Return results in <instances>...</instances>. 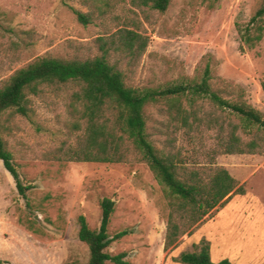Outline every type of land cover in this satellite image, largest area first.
I'll return each instance as SVG.
<instances>
[{
    "label": "rangeland",
    "instance_id": "obj_1",
    "mask_svg": "<svg viewBox=\"0 0 264 264\" xmlns=\"http://www.w3.org/2000/svg\"><path fill=\"white\" fill-rule=\"evenodd\" d=\"M264 0H171L165 12L139 0H0V87L17 70L43 57L85 61L102 55L99 38L117 41L120 31L147 40L139 56L111 51L109 62L132 88H157L198 79L211 64L212 87L229 100L240 99L264 118V37L254 48L243 45L241 30ZM71 8L91 16L80 24ZM118 42V41H117ZM238 87L231 93L226 85ZM28 95V117L13 111L0 116L2 138L24 186L20 196L0 161V261L7 264H86L89 249L78 238V217L97 230L101 202L115 211L110 237L129 234L111 244V255L126 253L129 264H180L176 259L209 242L213 262L264 264V156L218 155L216 163L245 188L219 206L209 220L165 250L170 199L141 156L132 151L123 163L69 162L83 131L71 108L76 84L44 85ZM241 97V98H240ZM212 114L241 127L234 115L202 104ZM149 140L161 152L205 162L214 131L203 137L172 133L164 104L145 108ZM83 124V123H82ZM241 130V129H240ZM245 141L254 134L244 135ZM106 264H113L108 262Z\"/></svg>",
    "mask_w": 264,
    "mask_h": 264
},
{
    "label": "trees",
    "instance_id": "obj_2",
    "mask_svg": "<svg viewBox=\"0 0 264 264\" xmlns=\"http://www.w3.org/2000/svg\"><path fill=\"white\" fill-rule=\"evenodd\" d=\"M140 5L165 12L171 0H139ZM77 21L87 26L91 16L71 8ZM117 41L99 38L102 55L93 59L65 60L43 57L17 70L0 87V116L13 111L28 117V95H38L44 85L76 84L79 91L72 97L71 108L79 115L76 127L83 131L77 148L65 154L69 162L123 163L131 150L137 152L148 165L155 179L170 199V213L165 237V250L173 249L180 239L209 220L214 211L234 195H244L245 188L216 163L218 155L264 156V118L261 113L240 99L229 100L223 91L212 87L211 64L207 63L198 79H185L157 88H132L126 85L123 73L109 62L111 51L141 55L147 40L134 31H120ZM264 37V4L241 30L244 46L254 48ZM229 92L238 87L227 84ZM241 98V97H240ZM210 103L215 109L228 112L241 122V127L227 123L212 114L202 116V104ZM164 104L168 117L167 128L172 133L183 131L195 138L214 131V146L205 149V162L181 158L179 153L161 152L149 140L145 108L151 104ZM83 123V124H82ZM241 129V130H240ZM0 124V161L13 177L20 196L32 189L24 186L2 138ZM244 135L254 134L248 141ZM100 227L93 230L84 216L78 217V238L89 249L86 264H129L127 254L111 255V244L129 234L122 231L110 237L108 228L115 211L109 198L101 202ZM180 264H232L229 260L215 263L211 259L210 244L202 240L196 252L182 253ZM0 264H7L0 261ZM66 264H79L69 262Z\"/></svg>",
    "mask_w": 264,
    "mask_h": 264
}]
</instances>
